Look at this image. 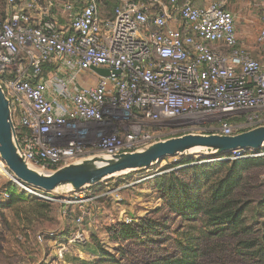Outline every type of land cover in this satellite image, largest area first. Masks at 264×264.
<instances>
[{"label": "built area", "instance_id": "obj_1", "mask_svg": "<svg viewBox=\"0 0 264 264\" xmlns=\"http://www.w3.org/2000/svg\"><path fill=\"white\" fill-rule=\"evenodd\" d=\"M104 1L6 0L0 86L32 164L50 170L133 151L167 131L228 136L264 126V61L238 44L234 16L221 3L116 0L108 15ZM261 7L256 44L264 47V0ZM259 156L237 150L208 162ZM0 170L6 172L1 160ZM99 189L58 200L62 218L71 209L78 214L65 238L36 236L52 243L53 264L89 242L91 204L118 200L119 190Z\"/></svg>", "mask_w": 264, "mask_h": 264}, {"label": "rangeland", "instance_id": "obj_2", "mask_svg": "<svg viewBox=\"0 0 264 264\" xmlns=\"http://www.w3.org/2000/svg\"><path fill=\"white\" fill-rule=\"evenodd\" d=\"M260 3L227 0L238 11L236 29L246 11L253 10L246 24L255 21ZM4 8L5 0H0V20ZM244 30L247 33L248 27ZM258 34L259 28L249 43L255 58L264 61V47L256 44ZM193 133L210 134L167 131L162 139ZM258 153L247 167L215 165L199 156L166 158L147 170L94 187L119 190V198L89 206L91 216L85 218L89 242L85 247L71 246L65 264L78 259L92 264L101 249L122 264H153L183 255H193L195 264H264V150ZM34 190L40 191L16 181L7 170L0 171V264H53L52 243H38L36 236L53 231L63 238L73 227L76 209L62 219L60 194L39 197ZM227 190L230 194L216 201ZM228 213L237 215L234 223L219 220ZM126 217L132 219L129 233L121 227Z\"/></svg>", "mask_w": 264, "mask_h": 264}, {"label": "water", "instance_id": "obj_3", "mask_svg": "<svg viewBox=\"0 0 264 264\" xmlns=\"http://www.w3.org/2000/svg\"><path fill=\"white\" fill-rule=\"evenodd\" d=\"M93 71L99 76H109L108 70ZM237 150L253 153L264 150V126L228 136L185 134L161 139L133 151L86 156L48 170L32 164L23 153L9 100L0 86V160L16 181L46 194L58 193V200L64 195L99 187L108 180L142 172L166 158L199 156L215 159Z\"/></svg>", "mask_w": 264, "mask_h": 264}, {"label": "trees", "instance_id": "obj_4", "mask_svg": "<svg viewBox=\"0 0 264 264\" xmlns=\"http://www.w3.org/2000/svg\"><path fill=\"white\" fill-rule=\"evenodd\" d=\"M106 5H108V7L110 5H112V7L108 8ZM116 5V0H106L104 1V10L105 12L108 14V15H111L114 7ZM9 13V8H8V5L6 3V0H5V8H4V11H3V14H2V18L0 20V23L5 19V17L7 16V14ZM243 132V131H241ZM254 160H257V158H246V159H239V160H234V161H219V162H215L214 164H220V165H225L227 163H233V166H244V167H247V164L248 162H252ZM192 160H189L187 162V164L191 163ZM213 164V163H212ZM238 164V165H236ZM246 164V165H244ZM211 166V165H210ZM193 167H200V166H193ZM191 167V168H193ZM215 194V193H214ZM229 191L227 190L225 193H222L221 195L218 196V198H216V201H220L221 199H225L228 195H229ZM2 205L0 204V207ZM228 207H221V209L223 210H226ZM263 209H264V204H263ZM204 213H206L204 211ZM264 213V211H263ZM206 215L208 216L209 219H212V214H209V213H206ZM69 216V213L65 216V218ZM65 218H62V219H65ZM237 219V215H232L231 213H228L227 215H225L224 217H222V219L219 218V220H229L231 221L232 223H234ZM122 231H126L128 232L129 229H132V226L131 225H125L123 224L122 226ZM71 232V229H69L67 235ZM129 233V232H128ZM62 234V233H61ZM67 235L63 236V238H65ZM84 254H88L91 256L90 253H88L87 251H83ZM99 259H96V261L92 262V264H122L120 259H117L116 257H112L111 255H108L107 253H105L102 249L99 251ZM65 261H66V258H65ZM80 263V264H89L88 262L86 261H83V260H68L67 263H70V264H77V263ZM153 264H195L194 262V256L191 255L190 258L188 257H185V255H183L182 257H179V258H174V259H164L162 261H158L157 263H153Z\"/></svg>", "mask_w": 264, "mask_h": 264}, {"label": "crops", "instance_id": "obj_5", "mask_svg": "<svg viewBox=\"0 0 264 264\" xmlns=\"http://www.w3.org/2000/svg\"><path fill=\"white\" fill-rule=\"evenodd\" d=\"M209 1H215V0H193V3L196 5V6H202V5H205L207 4ZM218 2V1H216ZM221 3L229 12L232 13V15L234 16V21H235V29H236V17L239 18V15H238V11L235 10L233 7H229V5L227 4V0H223ZM262 7H261V3L258 5V9L256 10L255 13V17H257L255 19V21L253 22H249L248 25L246 24V16H251L253 14V10H249V11H246L244 13V20L243 22L239 24V28L236 29V37H237V41H238V44L241 46V47H244L248 50H251V45L249 43V39H252V37H254L255 35V30L256 29H260V22H259V15L261 14L262 12ZM248 27V31L246 33V31L244 30L245 27Z\"/></svg>", "mask_w": 264, "mask_h": 264}, {"label": "bare ground", "instance_id": "obj_6", "mask_svg": "<svg viewBox=\"0 0 264 264\" xmlns=\"http://www.w3.org/2000/svg\"><path fill=\"white\" fill-rule=\"evenodd\" d=\"M0 171H2V170H0ZM3 172V171H2ZM7 174V173H6ZM9 176V175H8ZM10 177V176H9Z\"/></svg>", "mask_w": 264, "mask_h": 264}]
</instances>
